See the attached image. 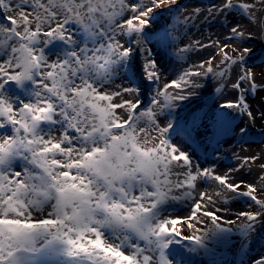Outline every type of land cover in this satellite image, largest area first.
<instances>
[{
  "label": "snow or ice",
  "instance_id": "6c2138e0",
  "mask_svg": "<svg viewBox=\"0 0 264 264\" xmlns=\"http://www.w3.org/2000/svg\"><path fill=\"white\" fill-rule=\"evenodd\" d=\"M257 41L264 0H0V264H264V141L221 151L264 124Z\"/></svg>",
  "mask_w": 264,
  "mask_h": 264
},
{
  "label": "bare ground",
  "instance_id": "6f19581e",
  "mask_svg": "<svg viewBox=\"0 0 264 264\" xmlns=\"http://www.w3.org/2000/svg\"><path fill=\"white\" fill-rule=\"evenodd\" d=\"M181 2L183 4H187V2H189V4L192 5H203V4H208L210 2V0H181ZM167 18V14L165 17H157L156 20V24L157 25H164L165 23V19ZM213 28L210 30L211 32H216ZM219 32V30H217ZM193 34H195V30L193 31ZM253 46L257 47V51L258 52H262V50L264 49V47H260L259 46V41H257L256 44H254ZM211 50H205L203 52H200L198 54L193 55L192 59L193 60H198L200 57L203 56H207L210 54ZM258 57H260V53L257 54ZM166 68H167V73H168V78H174V76L181 72L182 66L179 63H168L166 62L165 64ZM205 98V99H204ZM214 97L213 96H209V95H204L202 98V103H211L212 99ZM253 107L259 109L260 107V103L259 102H254L253 103ZM237 123H239V119L237 120ZM245 127L247 129V134L246 136H244L243 138L240 137L239 134H237V136L235 137V139H233L232 143L226 147H222L221 151L224 152L225 154L229 155L231 154V152L233 150L240 152L241 149H243L242 154L247 155L250 153H255V152H259L260 150V146L258 144H250L251 140H255L256 142H260V135L263 133L264 131V124L257 122L255 124H248L247 122L245 123ZM253 137V138H251ZM251 138V139H250ZM263 139V138H262ZM261 139V141H262ZM189 150L191 151V148H189ZM212 152H213V148L210 146L208 149V152L205 153L202 149L198 150L196 152V155H198L200 157V162L201 163H205L208 162L210 163L213 159L212 156ZM209 159V160H207ZM229 164L228 160H224L220 163V167L221 168H225L227 167V165ZM240 205V204H239ZM238 207H234L235 210H239L240 207H242V205H240ZM177 214L178 215H184L185 213L180 211L179 208H177ZM187 243V242H185ZM259 247H260V242L258 243ZM218 248L221 246H217ZM259 247L257 248V246L255 244H253V250L251 252V254L257 255L260 252L258 251ZM242 259H246L245 257L238 255V254H234L232 251H229L227 249H223V250H219L217 251V254L215 256V260L219 262V264H240V261ZM192 261L193 264H209V259L208 258H201V257H192Z\"/></svg>",
  "mask_w": 264,
  "mask_h": 264
},
{
  "label": "rangeland",
  "instance_id": "374dc122",
  "mask_svg": "<svg viewBox=\"0 0 264 264\" xmlns=\"http://www.w3.org/2000/svg\"><path fill=\"white\" fill-rule=\"evenodd\" d=\"M187 5L189 6V7H191V5L189 4V2H187ZM214 29H217V30H219L220 31V29L218 28V27H214L213 28V30ZM217 30H215L216 32H218ZM253 46V45H252ZM254 48H255V57L253 58V60L252 61H250V63H254V64H260V62H261V60L262 59H264V49L262 50V52L260 51V52H258L257 51V47H255V46H253ZM260 53V57H258L257 56V54H259ZM205 99V98H204ZM260 137H261V139H262V141H264V131H263V133L260 135ZM251 138H253V137H251ZM250 138V139H251ZM261 139H260V142H261ZM260 142H256L255 140H251V143L250 144H258V145H261V143ZM262 146V145H261ZM260 146V147H261ZM207 160H209V159H207ZM228 166V165H227ZM238 203H234V205H233V207H238ZM240 206V205H239ZM260 242V247H259V245H258V243ZM256 246H257V248L259 247V249H258V251L259 252H261V251H264V233H262V235L261 236H259L258 238H257V240H256V242L254 243ZM251 255H253V256H255L254 254H251Z\"/></svg>",
  "mask_w": 264,
  "mask_h": 264
}]
</instances>
